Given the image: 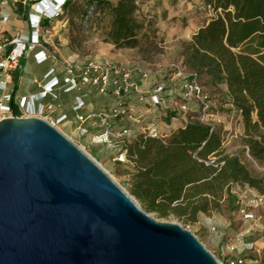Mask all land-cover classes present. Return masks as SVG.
Wrapping results in <instances>:
<instances>
[{
    "label": "rangeland",
    "instance_id": "obj_1",
    "mask_svg": "<svg viewBox=\"0 0 264 264\" xmlns=\"http://www.w3.org/2000/svg\"><path fill=\"white\" fill-rule=\"evenodd\" d=\"M8 0H0V10L8 17L22 20L25 24L36 26L39 15L44 14L48 0H19L10 6ZM44 1L45 7L33 6ZM116 4L119 0H106ZM137 6L136 17L144 25L138 44L134 48L117 47L109 42L110 18L102 10L96 8L91 0H71V6L65 11H59L47 25L37 28L38 40L42 47L56 59L75 65H81L86 61L105 60L123 69L147 74L148 79L143 89H147L151 82L173 80V75L179 71L182 80L190 77L192 72L183 65L180 54L183 44L190 41L192 35L203 27L214 16L210 7H206L202 0H178L175 4L169 0H133ZM53 3L49 0L48 4ZM40 5V4H39ZM54 9V8H52ZM27 10H33L37 14L28 21L23 17ZM8 14H7V13ZM49 13L47 15H53ZM7 23V22H6ZM20 51V49H18ZM23 68L20 69L22 76H32L35 73L26 61L27 53L22 50ZM233 63L223 70L220 84H212L208 77L200 76L197 80L201 86L202 95L207 103L208 111L219 119L216 127L221 133L223 147L226 154L238 155L254 177L264 176V168L257 165L246 153L242 152L241 135L243 133V118L237 111L226 112L223 105L227 101L226 84L228 82H240L246 90L247 87L257 80L264 79V66L252 55L247 45L234 50ZM14 78L15 71L10 73ZM179 80L169 82L178 84ZM22 89L20 82H16V92ZM35 91V90H34ZM175 99L171 100V107L175 109L184 101L181 90H174ZM188 102V101H187ZM113 104V103H112ZM111 106H108L109 108ZM193 105L187 104V111L177 112L175 126L183 125L190 121L195 114L198 116ZM82 114V111L80 112ZM143 114L140 124L136 125L137 131L129 133L121 138H113L109 149L112 153L100 160L94 159L90 154L98 157L97 150L88 143L89 136L81 130L73 131L69 123H64L62 129L71 133L68 137L85 153L91 156L111 179L121 188L128 192L132 185V158L130 148H133L141 139L153 137L167 144L170 139V131L167 130L164 120L153 121L149 117L151 113ZM254 115L252 114V117ZM157 119V118H156ZM192 120H196L194 117ZM133 125L132 123H128ZM135 125V124H134ZM92 142V141H91ZM94 144V143H92ZM140 144V143H139ZM126 150L124 162H114V157ZM134 159V158H133ZM231 192L238 197V206L229 207L223 201L218 211L207 212L200 215L196 221H186L174 215L160 217L157 213L149 212L142 204L141 209L159 222L175 223L189 231L199 243L217 260L219 264H229L233 259L242 260V264H264V195L248 187L235 186ZM237 206V207H236ZM243 212L250 214L253 219L245 220Z\"/></svg>",
    "mask_w": 264,
    "mask_h": 264
},
{
    "label": "trees",
    "instance_id": "obj_2",
    "mask_svg": "<svg viewBox=\"0 0 264 264\" xmlns=\"http://www.w3.org/2000/svg\"><path fill=\"white\" fill-rule=\"evenodd\" d=\"M169 1L175 4L178 0ZM202 2L206 7H210L214 16L194 33L180 50L183 65L192 75L196 79L206 76L212 84H220L223 70L234 61V50L244 45L249 47L252 55L264 66V0ZM53 3L56 5L55 14L39 15L41 25L49 24L60 10L65 11L71 6V0H53ZM91 3L110 18V43L117 47L137 46V37L142 34L144 25L136 17L137 6L133 0H119L116 4L106 0H91ZM32 13L37 14L33 10L26 11L23 15L25 22L28 21V14L31 16ZM19 45H23V50L27 51L25 44ZM17 46L18 44H6L2 55L16 53ZM19 69L20 63L14 78L10 77V83L14 84L13 89H16ZM139 78L134 72L131 79L142 85ZM159 83H163L162 97L168 101L174 100L177 94L174 90L180 89L179 83L169 84L164 79ZM151 84L152 82L149 87ZM225 87V111H237L243 118L242 152L264 168V79L253 82L246 90L240 82H228ZM111 91L112 87L109 85L104 96L112 100V106L108 110H98L92 114L109 112L115 107L114 100L109 96ZM6 94L10 96V100L5 105L14 109V93ZM120 100L125 110H131V113L140 119L143 114L138 113L143 111L151 113L149 117L152 116L153 121L164 120L167 130L170 131L167 144L150 137L141 139L140 144L129 149L130 156L134 159L132 158L131 166L132 185L128 188V193L149 212L157 213L160 217L174 215L193 222L200 215L218 211L223 201H226L229 207L234 204L238 206V197L231 192L235 186L248 187L258 195H264V176L254 177L241 163L238 155L226 154L217 127L210 128L200 123L195 114L189 122L176 127L173 122L179 118L176 110L167 106H153L148 96L139 101L129 93L122 94ZM45 101L46 99L37 101L35 107ZM193 117L196 120H192ZM123 122L129 123L119 116L106 128H94L91 124L90 126L94 131L93 135L105 131L114 133L131 130L124 126ZM108 149L95 157L91 148L90 154L94 159L100 160L112 153ZM122 150L120 148V151Z\"/></svg>",
    "mask_w": 264,
    "mask_h": 264
},
{
    "label": "water",
    "instance_id": "obj_3",
    "mask_svg": "<svg viewBox=\"0 0 264 264\" xmlns=\"http://www.w3.org/2000/svg\"><path fill=\"white\" fill-rule=\"evenodd\" d=\"M0 264H219L159 222L64 133L0 121Z\"/></svg>",
    "mask_w": 264,
    "mask_h": 264
},
{
    "label": "built area",
    "instance_id": "obj_4",
    "mask_svg": "<svg viewBox=\"0 0 264 264\" xmlns=\"http://www.w3.org/2000/svg\"><path fill=\"white\" fill-rule=\"evenodd\" d=\"M19 0H9L11 5L18 3ZM39 6V4H33V6ZM49 9L45 10L44 14H48ZM42 14V15H44ZM31 17H36L31 15ZM7 16L0 12V24L4 25L7 22ZM40 23V16L37 18ZM30 25L31 35L29 38L19 35L18 37L7 40L3 33L0 32V121L4 119L15 118H39L52 125L56 129L60 130V127L67 122L65 115H58L52 118L51 115L55 112L54 101L58 99V95L55 89L60 86V82L56 76H54L53 69L48 71L44 75V83L39 84V92L36 95L30 97H18L15 99L16 107L14 109L5 105L10 100V96L5 93L6 85L10 81V73L15 71L19 67V57L15 52H10L6 56L2 55L3 47L6 44H25L28 52L33 51L37 47H41L38 40V26ZM35 62L38 65L45 63L49 58L57 60L54 56H47L44 52L37 53L35 55ZM64 70L63 87L61 90L63 93H71L73 91H79L81 88L94 87L97 90V94L106 95L107 88L110 85L112 91L109 96L114 100L115 107L109 112H100L97 114H89L82 116L79 114L85 108V99L88 94L83 93L74 98V104L72 110L76 112V121L80 124H84L89 121L94 128H106L117 117L121 116L124 120L135 125L140 124V117H136L131 113V110H125L122 106L120 97L122 94L132 93L139 101H142L145 96H148L153 106H167L171 107V101L163 98L161 93L163 91V83L154 81L148 87H145V82L148 79L147 74L136 72L140 78L142 85L132 81V75L134 71L120 68L111 64L108 61H86L81 65H75L68 62L61 63ZM173 80L168 82L179 80L180 90L185 100L182 104L175 107V110L179 113L187 111V104H191L198 114L197 118L200 123L209 126L210 128L216 127L219 119L213 116L208 111L207 103L202 95L201 86L198 84L196 78L191 75L182 80V76L179 71L173 75ZM46 101L44 103H38L35 107V103L39 100ZM232 109V108H231ZM130 133V130H122L119 132L109 133L107 131L93 135L91 138L92 143L102 144L107 148L113 143V138H121ZM126 150H122L114 157V162L123 163ZM245 220H251L253 217L243 212ZM229 264H242V260L233 259Z\"/></svg>",
    "mask_w": 264,
    "mask_h": 264
},
{
    "label": "crops",
    "instance_id": "obj_5",
    "mask_svg": "<svg viewBox=\"0 0 264 264\" xmlns=\"http://www.w3.org/2000/svg\"><path fill=\"white\" fill-rule=\"evenodd\" d=\"M7 3L9 5V9L13 12L12 8L10 7L12 5L10 4L9 0L7 1ZM0 12L3 13L4 11L0 10ZM9 19L10 21L9 22L7 21V23H5L4 25L0 24V32L3 33L5 38L11 39V38L18 37L19 35L30 36L31 31H30V27L28 24L24 25V22L21 19L18 20L16 17L12 18L11 15H9ZM18 49H20V51H18ZM23 49H24V46L19 45V44L15 48L16 53L19 54L20 56L19 57L20 69L23 68V63H22V57L24 55L22 53ZM25 52L27 53V57H26V61L24 60V63L28 62L31 68L35 70V73L32 76L27 75L24 77L19 72L18 77H16V82L18 83L20 82L22 89H19V91L16 92V89H13L14 84L10 83L9 81L6 85L5 93L12 92L14 93L15 98L30 97V96L36 95L39 92L38 85L44 83V80H43L44 75L48 71L53 69L54 76H56L57 79L59 80L60 86L55 89V92L58 95V99L54 101L55 112L51 115V117L55 118L58 115H65L68 119V122L66 124L69 123L72 132L76 130L84 131L89 136L88 144L91 147L95 148L99 154H101V152L102 153L107 152V147H104L102 145L92 144L91 137L94 134V131L90 126V122L87 121L84 124L78 123L76 121L77 113L72 110V106L74 104V98L76 96H79L83 93L88 94V97L84 101L85 108L82 110V114L79 113L82 116H87L89 114L97 112L98 110H101V111L108 110L110 107L109 108L107 107L112 106V100L108 96H102V95L97 94V90L94 87H91V88L85 87V88H81L79 91H73L71 93H63L61 90V87H63L62 82H63L65 75H64V70H63L61 63L66 62V61H62L59 59L54 60L52 58H49L45 63L38 65L35 62V58H34L35 55L37 53L44 52L45 55L50 56L51 54L49 52V49H47L46 47H42V48L37 47L33 51H30V52L25 51ZM15 75H16V72L14 76ZM0 95H1V92H0ZM123 125L127 126V128H130L131 133H135L137 131V127L135 125H130L126 122H123ZM63 126L60 127V131L64 133L67 137L69 138L72 137L71 133L65 132L62 129ZM109 150L111 149H108V151Z\"/></svg>",
    "mask_w": 264,
    "mask_h": 264
},
{
    "label": "bare ground",
    "instance_id": "obj_6",
    "mask_svg": "<svg viewBox=\"0 0 264 264\" xmlns=\"http://www.w3.org/2000/svg\"><path fill=\"white\" fill-rule=\"evenodd\" d=\"M55 6H56V5H55ZM39 7H42V6H39ZM46 8H48V6H46ZM48 9H49V8H48ZM54 9H55V8H54ZM54 11H55V10H53V11H51V12H49V13H54ZM49 13H48V14H49ZM53 15H54V14H53ZM81 150H82V149H81ZM86 154H87V153H86ZM87 155H88V154H87ZM98 165H99V164H98Z\"/></svg>",
    "mask_w": 264,
    "mask_h": 264
}]
</instances>
